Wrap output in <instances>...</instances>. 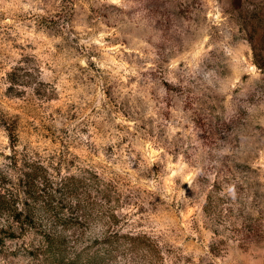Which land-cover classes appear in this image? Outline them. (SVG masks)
<instances>
[{"label": "rangeland", "instance_id": "374dc122", "mask_svg": "<svg viewBox=\"0 0 264 264\" xmlns=\"http://www.w3.org/2000/svg\"><path fill=\"white\" fill-rule=\"evenodd\" d=\"M36 161L111 188L100 264H264V0H0V194Z\"/></svg>", "mask_w": 264, "mask_h": 264}, {"label": "trees", "instance_id": "16d2710c", "mask_svg": "<svg viewBox=\"0 0 264 264\" xmlns=\"http://www.w3.org/2000/svg\"><path fill=\"white\" fill-rule=\"evenodd\" d=\"M31 165L18 179L15 193L0 194V216L7 215L10 222L0 229V244L31 234L39 239L28 256L40 261L100 264L109 259L115 249L109 238L101 239L94 250L91 242H85L82 226L94 218H115L103 207L112 198L111 188L102 186L90 172L57 179L58 174H50L39 161ZM56 230L68 234V239L55 237Z\"/></svg>", "mask_w": 264, "mask_h": 264}]
</instances>
